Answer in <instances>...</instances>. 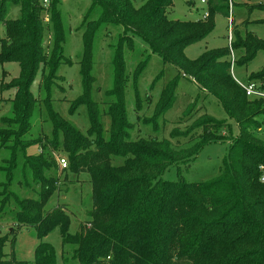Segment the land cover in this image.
<instances>
[{
	"label": "trees",
	"instance_id": "1",
	"mask_svg": "<svg viewBox=\"0 0 264 264\" xmlns=\"http://www.w3.org/2000/svg\"><path fill=\"white\" fill-rule=\"evenodd\" d=\"M40 2L0 0V24L5 28V37H0V64L17 63L20 67L19 76L0 87L1 92L15 90L10 118L4 116V127H0V150L9 152L0 166V174L5 176L0 182V215L3 206L14 205V223L35 228L41 239L58 229L62 246L73 248L77 264H264V140L259 137L264 132V101L248 98L237 84L227 59L228 47L206 51L195 60L185 54L188 47L203 41L214 30L215 16L228 17L229 0H209L208 16L196 22L170 20L167 10L173 0H148L139 8L131 0H92L83 22V95L71 103L72 112L82 104L86 106L90 124L87 135L53 108L54 79L60 65L68 63L62 62L65 39L59 0H49L47 8L54 31L59 34V44L53 46L50 55L42 47L45 28ZM10 6L19 7L18 19H7ZM251 7L249 11H264V3ZM255 23L264 24V19ZM100 26L121 27L124 35L114 47L111 60L114 87L106 94L105 102L95 103L90 99L96 81L92 76V45ZM232 34L231 48L245 51L235 64L248 65L258 52L264 51V40L254 33L248 32L243 39L236 29ZM128 35L140 37L165 65L174 66L178 75H184L202 93L217 99L227 117L237 124L239 135L214 179L190 183L161 177L169 168L195 160L208 142L225 139L221 134L224 121L208 115L196 119L190 128H200L202 133L188 149L176 150L171 142L152 137L132 138L136 125L128 120L123 93V79L128 74L123 75L126 65L122 48L127 44L133 50ZM142 63L141 68L140 62L136 65L132 74L137 112V82L148 58ZM38 74L43 101H38L31 91ZM248 82L260 83L264 90V67L251 73ZM176 85V81H170L161 92L155 108L157 116L172 107L174 98L171 102L169 99ZM36 107L42 108L51 123L52 138L46 137L45 143L42 137L31 142L26 138ZM103 117L109 121L108 130L103 126ZM156 130L157 126L153 128ZM174 133L175 130L171 137L175 139ZM36 145L41 153L28 155L29 148ZM57 151L67 155V171L85 173L90 178L89 221L74 234L70 233L71 218L63 207L47 210L58 188V179L51 174L56 167L53 152ZM117 160L121 164H115ZM18 176L20 187L28 193L24 198L11 191ZM6 242V236L0 238V264H60L50 244H41L35 261L26 262L7 258ZM62 263L69 264L66 260Z\"/></svg>",
	"mask_w": 264,
	"mask_h": 264
},
{
	"label": "rangeland",
	"instance_id": "2",
	"mask_svg": "<svg viewBox=\"0 0 264 264\" xmlns=\"http://www.w3.org/2000/svg\"><path fill=\"white\" fill-rule=\"evenodd\" d=\"M44 7L42 12L43 26L45 28L42 47L45 53H50L53 46L59 44L51 21V12L47 9L48 4L40 0ZM136 8L142 7L148 0H131ZM202 0H173V6L168 8L167 16L170 20L196 22L204 20L203 16L208 12V1L206 4ZM257 3H264V0H229L228 17L222 15L215 16L214 30L201 42L187 48L185 54L190 60L199 58L206 51L219 50L228 47L230 55L227 57L231 62V74L239 82H248L250 73H258L264 67V51L258 52L253 62L248 65H238L235 62L242 59L244 50H234L231 48V41L234 40L233 30L236 29L243 39L248 32L254 33L258 38L264 40V24L255 23L264 19V11L249 7ZM92 0H59V10L62 24V32L65 42H63L62 62L54 79L52 92V105L54 110L59 113L66 121L73 125L83 135H87L89 129V119L87 108L84 104L80 105L75 112L71 111V103L78 100L83 95V87L80 76V59L83 54V33L85 32L84 20L91 7ZM252 8V7H251ZM231 9V10H230ZM18 6H10L7 10V19L16 20L20 15ZM249 22V24L247 23ZM253 22V23H252ZM124 35V30L116 26H100L97 30L92 45L93 75L96 79L90 91V99L95 103H103L106 94L114 87V69L111 60L114 58V47L118 44L120 36ZM231 36V37H230ZM0 37H5V28L0 24ZM132 40L133 50L127 44L122 48V56L126 65V73L123 68L124 78L123 93L126 97L127 117L130 123L136 125L132 132L133 139L157 138L160 141L171 142L176 150L188 149L193 146L194 138L202 133L200 128H190L191 124L204 115L211 116L217 120L225 122L221 134L226 137L222 140L211 141L205 144L198 155L188 161L182 162L169 168L162 179L176 182L184 179L190 183H201L214 179L219 174L224 158L229 153L234 139L239 135L237 124L229 119L220 103L212 96L202 93L198 86L184 75H178L176 68L172 65H165L162 59L153 54L150 47L138 36L128 35ZM55 38L57 39L55 44ZM148 58L146 69L139 77L137 89L139 92L138 112L135 105V93L132 85V74L136 65L141 68L142 62ZM234 63V64H233ZM115 65V61H113ZM233 66V67H232ZM115 67V66H114ZM137 67V68H138ZM48 69H46V73ZM20 67L17 63L0 64V87L2 84H9L17 78ZM128 80V82H127ZM177 82L175 93L169 99L174 98L172 107L162 115L156 114V106L161 92L165 89L168 82ZM40 74L31 86L35 98L43 101V93L39 92ZM257 83V82H256ZM238 84V83H237ZM260 84V83H259ZM107 91V92H106ZM15 90L1 92L0 90V127L4 116L10 118L11 100ZM106 92V93H105ZM110 98L107 99L109 101ZM109 102H107L108 104ZM104 108V105H99ZM40 108V109H39ZM158 108V107H157ZM156 115V117H155ZM154 116L155 119H152ZM138 117H141L138 121ZM147 121H143V120ZM152 119L155 124L150 121ZM201 120V119H200ZM32 129L26 137L27 140L36 141L39 137L46 142V137L52 138L51 123L45 119L41 107H36L31 120ZM139 123V124H138ZM147 123V124H146ZM150 123V124H149ZM105 130L109 129V121L103 117ZM157 130L153 131V128ZM175 130V139L171 137ZM264 140V132L259 135ZM193 140V141H192ZM30 156H38L41 153L40 146L36 145L27 151ZM9 157L8 151L0 150V166L3 160ZM66 158L67 155L62 151L53 152V159L56 164L51 174L58 179L57 191L50 199L47 210L55 207H63L71 218L70 233L79 231L81 225H86L89 221V213L92 207L90 178L87 174H74L69 171H61L57 165L56 158ZM68 160V159H67ZM115 164H121L117 160ZM69 166V162H68ZM21 176V174H20ZM5 180V176L0 174V182ZM19 176L13 180L11 191L19 197L28 196L25 188L19 185ZM35 188V184H31ZM30 197V196H29ZM12 204L3 206L0 215V238L7 237L4 247V254L7 258L17 261L34 262L37 248L41 244H50L57 255L60 264L66 260L69 264H77L73 259V248L62 246V238L58 229L50 232L45 238L37 236V231L33 227L20 226L14 223L11 215ZM11 232H15L12 234Z\"/></svg>",
	"mask_w": 264,
	"mask_h": 264
},
{
	"label": "built area",
	"instance_id": "3",
	"mask_svg": "<svg viewBox=\"0 0 264 264\" xmlns=\"http://www.w3.org/2000/svg\"><path fill=\"white\" fill-rule=\"evenodd\" d=\"M201 2L206 3L205 0H202ZM44 3L47 5L48 4L47 0H44ZM207 16H208V12L204 14L203 18L205 19ZM231 38H230V43H231ZM235 80L239 84V86L245 91L246 96L248 98L264 101V90L262 89L261 84L256 83V82H244L243 83V82H239L237 79ZM56 161L61 171H64L68 168V160L66 158L57 157ZM261 181L264 182V177L261 179Z\"/></svg>",
	"mask_w": 264,
	"mask_h": 264
},
{
	"label": "crops",
	"instance_id": "4",
	"mask_svg": "<svg viewBox=\"0 0 264 264\" xmlns=\"http://www.w3.org/2000/svg\"><path fill=\"white\" fill-rule=\"evenodd\" d=\"M204 4H206V3H204ZM251 74V73H250ZM14 94H15V92H14Z\"/></svg>",
	"mask_w": 264,
	"mask_h": 264
}]
</instances>
